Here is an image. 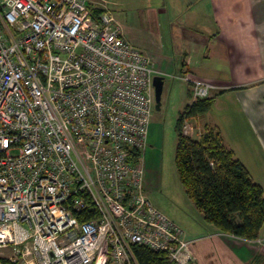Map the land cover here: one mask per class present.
<instances>
[{
  "label": "built area",
  "instance_id": "1",
  "mask_svg": "<svg viewBox=\"0 0 264 264\" xmlns=\"http://www.w3.org/2000/svg\"><path fill=\"white\" fill-rule=\"evenodd\" d=\"M104 3L0 0V264H194L146 195L155 70Z\"/></svg>",
  "mask_w": 264,
  "mask_h": 264
},
{
  "label": "crops",
  "instance_id": "2",
  "mask_svg": "<svg viewBox=\"0 0 264 264\" xmlns=\"http://www.w3.org/2000/svg\"><path fill=\"white\" fill-rule=\"evenodd\" d=\"M104 1L122 36L149 57L155 73L178 65L183 75L213 86L212 107L193 119L196 138L204 126L217 128L264 197V0ZM198 213L199 226L181 229L194 264H250L256 251L248 245L264 248V223L256 240H243L220 233ZM201 242L212 246L206 259L199 256Z\"/></svg>",
  "mask_w": 264,
  "mask_h": 264
},
{
  "label": "trees",
  "instance_id": "3",
  "mask_svg": "<svg viewBox=\"0 0 264 264\" xmlns=\"http://www.w3.org/2000/svg\"><path fill=\"white\" fill-rule=\"evenodd\" d=\"M213 103V96L196 98L177 117L174 126L176 173L187 198L207 224L235 238L256 240L264 223L261 186L224 145L217 128L204 126L197 138L183 132L186 121L203 115ZM92 213H84L81 219ZM133 251L139 264H164L157 253L146 248L134 247Z\"/></svg>",
  "mask_w": 264,
  "mask_h": 264
},
{
  "label": "rangeland",
  "instance_id": "4",
  "mask_svg": "<svg viewBox=\"0 0 264 264\" xmlns=\"http://www.w3.org/2000/svg\"><path fill=\"white\" fill-rule=\"evenodd\" d=\"M160 73L162 75L154 74L164 78L160 109L156 110L155 103L153 104L150 125L153 124L155 128L152 131L150 128V135H148L142 153L144 184L146 195L151 204L180 229L187 232L186 228L190 229L189 225H200L198 220L200 213L187 198L176 173L174 165L176 132L174 126L184 107L194 100L189 95L188 84L181 78L183 74L178 65L176 68L168 69L165 67V70ZM210 95L211 93L208 96ZM188 122L191 123L190 127L192 126L189 136L196 138L197 131L194 130V120H188ZM197 125V129H200L203 126V120L199 119ZM257 243L259 244V242H255V244ZM255 244L254 246L248 245L251 250L256 251V255L250 264H264L262 257L264 248L259 247V245L255 246ZM199 247L200 258L206 259L211 256L212 246L209 243L206 242L203 245L201 242Z\"/></svg>",
  "mask_w": 264,
  "mask_h": 264
},
{
  "label": "water",
  "instance_id": "5",
  "mask_svg": "<svg viewBox=\"0 0 264 264\" xmlns=\"http://www.w3.org/2000/svg\"><path fill=\"white\" fill-rule=\"evenodd\" d=\"M163 80L164 78L161 75H154L152 77L153 95L156 110L160 109Z\"/></svg>",
  "mask_w": 264,
  "mask_h": 264
}]
</instances>
